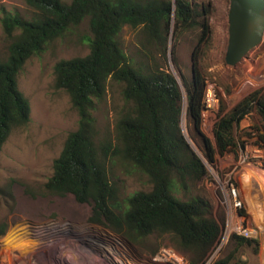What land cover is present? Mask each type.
<instances>
[{
  "label": "trees",
  "instance_id": "1",
  "mask_svg": "<svg viewBox=\"0 0 264 264\" xmlns=\"http://www.w3.org/2000/svg\"><path fill=\"white\" fill-rule=\"evenodd\" d=\"M29 17L6 14L1 25L6 36L5 57L0 59V151L12 130L30 120V102L19 90L17 76L23 64L38 54L50 41L65 34L70 27L88 20L91 36L89 51L83 56L61 59L54 65V87L64 89L76 109V129L68 132L53 171L44 186L47 192L70 193L81 203L92 204L89 221L102 224L139 244L152 234L168 235L174 248L185 254L191 264H202L215 246L220 223L210 215L205 199L178 198L173 190L178 184L204 179L207 169L193 150L180 126L182 90L177 77L155 60L149 46L164 52L173 26L174 41L186 31L195 32L191 49L189 77L180 74L185 91L186 118L204 149L214 161L236 146L234 127L253 107L263 120L259 138L264 141V96L255 89L240 99L232 109L212 125L214 143L201 132L202 94L207 79L201 66V47L209 44L211 1L194 0H25ZM139 29L141 54L151 64L136 68L118 42L122 26ZM172 61L177 67L175 49ZM109 80L121 83L128 108L115 123L116 144L105 147L132 167L146 173L149 190H137L120 199L117 184L95 142L96 125L92 115L94 99H102ZM5 225H0V235ZM231 250L211 264H243L236 254L240 247L257 245V239L231 234ZM234 262H231L233 261Z\"/></svg>",
  "mask_w": 264,
  "mask_h": 264
},
{
  "label": "rangeland",
  "instance_id": "2",
  "mask_svg": "<svg viewBox=\"0 0 264 264\" xmlns=\"http://www.w3.org/2000/svg\"><path fill=\"white\" fill-rule=\"evenodd\" d=\"M61 1L69 3L71 0ZM210 1L211 39L208 45L201 47L200 58L205 78L217 86L219 107L215 113L202 118L200 128L213 144L212 125L218 116L228 113L255 89H260L264 96V35L236 65H227L224 57L229 0ZM14 13L30 16L25 0H0V59L5 57L7 45L1 18ZM172 33L173 26L164 52H159L157 45L149 46V49L155 60L179 81L183 94L181 130L207 169L204 179L190 182L187 189L177 184L173 193L181 199L191 196L205 199L210 215L224 231L230 216L225 197L228 185L232 183L242 199L243 224L253 229L248 237L257 239L256 246L240 247L236 257L243 264H264V141L259 138V133H263V120L253 107L234 127L236 146L223 155L215 153L214 161L210 162L186 118L185 91L180 78L181 73L187 77L190 74L195 32H183L176 41ZM90 36L88 20L84 18L47 43L41 52L29 57L18 73V88L30 102V120L25 126L12 130L0 151V225H5L4 233L0 235V264H171L153 262V257L162 248L177 251L168 235L152 234L141 243L132 244L104 225L90 222L91 203L78 202L70 193L58 195L45 189L44 184L53 171V161L68 132L77 128L79 120L68 93L54 87V65L61 59L86 55ZM141 39L140 30L127 25L122 26L118 34L121 48L136 68L142 62H152L141 54ZM172 49H175L177 67L172 61ZM121 88V83L109 80L104 97L94 99L92 109L98 152L104 157L110 179L119 188L120 199L134 191L151 188L146 173L119 156H113L111 150L104 155L109 143L116 144L115 123L129 106ZM14 246H23L24 251L10 254ZM231 248L228 238L215 260L224 258ZM177 252L187 259L185 254Z\"/></svg>",
  "mask_w": 264,
  "mask_h": 264
},
{
  "label": "water",
  "instance_id": "3",
  "mask_svg": "<svg viewBox=\"0 0 264 264\" xmlns=\"http://www.w3.org/2000/svg\"><path fill=\"white\" fill-rule=\"evenodd\" d=\"M225 63L234 66L261 42L264 35V0H229Z\"/></svg>",
  "mask_w": 264,
  "mask_h": 264
},
{
  "label": "built area",
  "instance_id": "4",
  "mask_svg": "<svg viewBox=\"0 0 264 264\" xmlns=\"http://www.w3.org/2000/svg\"><path fill=\"white\" fill-rule=\"evenodd\" d=\"M203 114L202 118H207L212 113H215L219 107V95L216 84L213 81H206L203 94H202ZM257 152L262 153L257 149ZM225 200L230 207L229 219L226 221L225 230L220 232V236L215 246L210 251L208 257L202 264H211L217 257L220 249L225 240H227L231 234L235 233L248 237L252 228L248 225H244V217L240 213L242 206V199L240 197L238 189L231 183L228 185L227 195ZM153 262H169L171 264H191L181 254L172 248H162L154 257Z\"/></svg>",
  "mask_w": 264,
  "mask_h": 264
},
{
  "label": "bare ground",
  "instance_id": "5",
  "mask_svg": "<svg viewBox=\"0 0 264 264\" xmlns=\"http://www.w3.org/2000/svg\"><path fill=\"white\" fill-rule=\"evenodd\" d=\"M251 168V167H250ZM249 169V168H248ZM250 171V170H249ZM254 171V170H253ZM251 172V171H250ZM252 174H253V172H251ZM263 181V180H262ZM30 245V244H29ZM22 248H23V246H22ZM22 248H19V247H16V246H14L13 248H12V251H10V254H15V252L16 251H18V250H21V251H24V250H22Z\"/></svg>",
  "mask_w": 264,
  "mask_h": 264
}]
</instances>
